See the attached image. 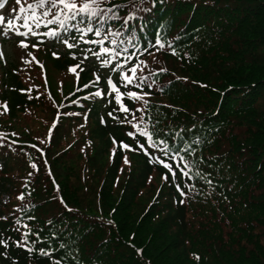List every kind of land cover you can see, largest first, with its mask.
<instances>
[{
	"label": "trees",
	"instance_id": "16d2710c",
	"mask_svg": "<svg viewBox=\"0 0 264 264\" xmlns=\"http://www.w3.org/2000/svg\"><path fill=\"white\" fill-rule=\"evenodd\" d=\"M112 5L121 18L137 17L127 30L110 20L125 34L105 46L121 62H146L137 74L155 81L143 87L158 103L154 130L111 120L95 102L81 150L65 144L60 118L45 151L22 160L28 231L20 236L12 217L0 219V264H264V0H101ZM6 82L12 118L37 104L11 72ZM141 132L181 150L182 160L163 157L175 178ZM124 144L139 159L132 170Z\"/></svg>",
	"mask_w": 264,
	"mask_h": 264
},
{
	"label": "snow or ice",
	"instance_id": "6c2138e0",
	"mask_svg": "<svg viewBox=\"0 0 264 264\" xmlns=\"http://www.w3.org/2000/svg\"><path fill=\"white\" fill-rule=\"evenodd\" d=\"M15 2L17 5H20V7L14 18H9L6 25H4L5 17L0 16V25H4L3 27H0V34L7 37L9 33H12L15 37H23L24 39H21L18 43V46L23 48L28 47L26 40L29 36H44L53 42L66 45L68 49H77L79 43L82 41L89 44H96L98 45L97 50H93L91 48L87 49V51L81 50L82 59L80 63L70 67L69 70L75 72L77 68H80V65L84 61L89 60V55H91V57H94L95 60L100 61L101 67H111L112 71H119L120 82L125 88L131 84L133 87L141 89L140 92L129 91L127 93L129 100L133 102L143 100L144 106L147 105L148 102L144 99V97L151 95V93L143 92V87L146 85L151 88V84L147 83V77L143 75L142 69L140 70V74H137L140 64H145L146 66V62L140 61V64H135L130 62L128 56H125L123 62H121L115 59L117 56H120L121 53L115 47L105 46L106 42L112 45L117 43V40H109V37L123 36L125 32L121 29L127 30L129 28V21L137 18L134 14L130 13L128 16L121 18L119 16V5L102 8L100 6L101 0H31L30 3L27 2V0H24L23 3L22 0H15ZM13 20L17 23L14 24ZM110 20L122 21L121 29H112L111 25H109ZM72 21H75L76 23H72L69 27V22ZM51 25H55V27H50ZM106 25H108V27H106ZM21 28L25 29V31H21ZM41 29H43V31H41ZM73 30L78 35H74ZM65 33H67V35H65ZM89 33L99 37L100 39L85 41L84 37ZM69 38L71 39V42H69ZM157 45L158 50L165 47V45L159 40H157ZM32 47H37V44L33 43ZM168 47L171 48V45H168ZM125 51H127V49H125ZM172 52L174 55L176 54L174 48L172 49ZM52 55L54 58H59V54L57 52H53ZM69 55L73 60L77 58V54L74 51L70 52ZM3 57L4 53L0 51V59H3ZM25 62L27 63L29 61L25 60ZM129 63H132V66L125 69V65ZM80 70L83 71V68H80ZM159 71H166V69H160ZM94 76L95 81L98 82L100 80V76L95 73ZM107 84L117 93L115 100L120 104V111L125 113L131 112L133 114V119L136 118V113L145 111L144 106L135 109L125 106L122 102L124 93L119 91L116 84L113 83L111 77H107ZM85 87H87V85H85ZM162 90L163 89H161V91ZM91 95L103 99L106 93L97 91L95 93H91ZM108 95H110V93H108ZM85 99H87V97H85ZM108 102L111 103V100ZM2 107L6 111L7 103H5ZM108 115L112 116L113 114L112 112H109ZM113 118L119 119V117ZM143 118L144 117H141V119ZM101 122L104 123L103 119ZM123 122L124 121H121V123ZM134 127H136V125H134ZM128 135L132 136L133 133L129 132ZM141 135L151 141L150 147L159 149L161 156L155 157V161L162 164L164 168L168 169L173 178H175L176 173L174 171V166L171 163L166 162L163 157H167L169 161L174 160L177 157H180L182 160L183 157L180 156L181 150L172 149L168 141L165 139H161L157 142L153 139L152 133L141 132ZM123 147L128 148L129 145L124 144ZM141 148H143V145H141ZM183 151L187 152L189 151V148H184ZM175 167H180V165H176ZM184 167H187V165H184ZM183 174L187 175V173ZM164 178L167 179L168 177L166 176ZM209 183H211V181H209ZM181 194L183 195L184 193L182 192ZM18 198L22 200L23 195ZM0 219L7 218L0 217ZM29 251L32 250L29 249ZM40 252L44 256L51 257V253L45 251L44 249H40ZM54 264H60V262L54 261Z\"/></svg>",
	"mask_w": 264,
	"mask_h": 264
},
{
	"label": "rangeland",
	"instance_id": "374dc122",
	"mask_svg": "<svg viewBox=\"0 0 264 264\" xmlns=\"http://www.w3.org/2000/svg\"><path fill=\"white\" fill-rule=\"evenodd\" d=\"M30 1L27 0V2ZM23 2L24 0H22ZM19 7L20 5H17L15 0L0 4V16L5 17V25L9 18H14V14L19 11ZM0 51L4 53L3 59H0V134L5 136L17 137L22 135L29 137L31 135L27 130L28 124L33 126L38 123H46L42 115L38 121L34 120L36 112L21 114L17 119L11 118L6 113L2 107L4 105L2 101V79L7 69L18 72L19 77L23 80V85L29 90L39 93L50 91L57 101H60L62 97L63 99L66 98L79 85H83L94 78L81 71V67L77 68L75 72L70 71V68L59 70L54 66L56 58L53 57L52 52L31 45H28L27 48L19 47L18 43L14 42L12 38L5 37L3 34H0ZM25 60L29 62L26 63ZM35 110L39 112L41 108H35ZM35 134L40 135L36 132ZM0 158H6V156L0 154ZM129 159L133 166L137 163L136 156L130 154ZM8 195H10V192H7V190L0 192V211L6 213L11 209L10 206H5L9 201Z\"/></svg>",
	"mask_w": 264,
	"mask_h": 264
}]
</instances>
